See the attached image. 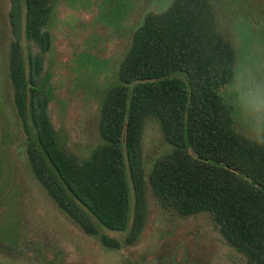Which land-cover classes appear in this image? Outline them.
Masks as SVG:
<instances>
[{
	"label": "trees",
	"instance_id": "trees-1",
	"mask_svg": "<svg viewBox=\"0 0 264 264\" xmlns=\"http://www.w3.org/2000/svg\"><path fill=\"white\" fill-rule=\"evenodd\" d=\"M49 14V0H9L8 77L29 168L57 208L104 247L120 245L101 230L123 233L129 246L144 225L147 184L161 207L179 217L210 215L246 264H264V148L243 139L221 105L234 53L209 0H171L143 17L101 99L100 144L83 160L60 145L47 113L40 73ZM147 119L157 121L172 151L145 176Z\"/></svg>",
	"mask_w": 264,
	"mask_h": 264
},
{
	"label": "rangeland",
	"instance_id": "rangeland-1",
	"mask_svg": "<svg viewBox=\"0 0 264 264\" xmlns=\"http://www.w3.org/2000/svg\"><path fill=\"white\" fill-rule=\"evenodd\" d=\"M170 1L49 0L44 29L49 47L40 78L57 139L78 160L100 144L101 99L114 83L132 32L146 14L163 12ZM209 2L216 29L234 53L233 63L241 54L264 58V0ZM8 11L9 0H0V264H246L224 241L210 215L179 217L158 204L147 184L144 225L129 246L123 244V233L101 230L120 245L104 247L57 208L29 168L26 134L13 105ZM22 44L38 52L24 39ZM233 122L234 130L243 135L241 124L234 118ZM140 144L145 176L172 151L154 119L144 122Z\"/></svg>",
	"mask_w": 264,
	"mask_h": 264
},
{
	"label": "clouds",
	"instance_id": "clouds-1",
	"mask_svg": "<svg viewBox=\"0 0 264 264\" xmlns=\"http://www.w3.org/2000/svg\"><path fill=\"white\" fill-rule=\"evenodd\" d=\"M230 72L220 93L221 105L231 107V117L244 130L243 139L264 148V58L241 54Z\"/></svg>",
	"mask_w": 264,
	"mask_h": 264
}]
</instances>
